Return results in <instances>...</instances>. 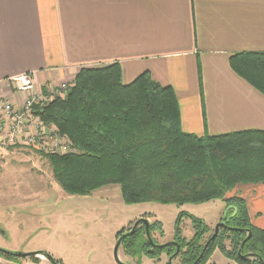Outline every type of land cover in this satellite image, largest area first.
<instances>
[{
  "label": "trees",
  "instance_id": "obj_1",
  "mask_svg": "<svg viewBox=\"0 0 264 264\" xmlns=\"http://www.w3.org/2000/svg\"><path fill=\"white\" fill-rule=\"evenodd\" d=\"M230 65L264 94V52L235 53ZM34 114L71 143L68 153L45 154L66 193L90 195L98 187L118 183L126 204L184 205L221 199L226 211L220 221L226 226L214 240L209 241L214 230L204 239L210 229L202 219L179 213L173 237L180 248L174 258L177 264L206 263L216 249L239 263L264 264V228L252 223L243 197H226L238 184H264V130L219 135L185 132L173 87L160 84L148 72L125 84L118 62L81 68L66 95L37 104ZM184 217L191 219L195 230L189 240L182 236ZM155 230L164 234L159 221L149 225L153 242L142 223L122 239L120 246L137 258L135 264L143 255L159 260L162 253L170 257L177 251L173 241L154 245L158 243ZM128 231H120L118 239ZM249 253L254 257L242 258ZM0 256L18 261L2 249Z\"/></svg>",
  "mask_w": 264,
  "mask_h": 264
},
{
  "label": "crops",
  "instance_id": "obj_2",
  "mask_svg": "<svg viewBox=\"0 0 264 264\" xmlns=\"http://www.w3.org/2000/svg\"><path fill=\"white\" fill-rule=\"evenodd\" d=\"M242 51L264 52V0H0V95L17 106L9 76L44 92L118 62L125 84L148 72L173 87L185 132L264 130V94L230 65ZM239 185L264 228V184Z\"/></svg>",
  "mask_w": 264,
  "mask_h": 264
},
{
  "label": "rangeland",
  "instance_id": "obj_3",
  "mask_svg": "<svg viewBox=\"0 0 264 264\" xmlns=\"http://www.w3.org/2000/svg\"><path fill=\"white\" fill-rule=\"evenodd\" d=\"M74 82L75 79L59 82L58 91L51 95V100L66 95ZM50 90L55 89L45 92ZM17 93L23 95V101L27 97L26 93ZM56 132L60 134L58 129ZM22 141L7 143L0 149V248L5 250L23 253L46 251L64 264H118L119 257L123 262L132 260L131 263L135 264L137 258L127 255L123 247L119 249V257L116 256L115 246L118 233L130 230L139 218L148 216L150 222L159 221L164 234L155 230L153 237L158 243H166L174 237L175 222L180 212L202 219L210 229L204 237L207 239L226 211V203L221 199L184 205L126 204L118 183L98 187L90 195H70L55 180L51 163L45 156L48 152ZM238 186L226 197H241L236 192ZM181 231L187 240L194 236L190 218H183ZM226 245L230 247L229 240ZM142 257L140 264L169 263L166 253L155 261L145 257L142 261ZM34 258L18 261L20 264H51L43 255ZM173 263L177 264L178 260L173 259ZM0 264L16 263L1 258ZM203 264L243 263L225 257L216 249Z\"/></svg>",
  "mask_w": 264,
  "mask_h": 264
},
{
  "label": "built area",
  "instance_id": "obj_4",
  "mask_svg": "<svg viewBox=\"0 0 264 264\" xmlns=\"http://www.w3.org/2000/svg\"><path fill=\"white\" fill-rule=\"evenodd\" d=\"M6 82L16 91L26 93L27 97L22 105L17 107L10 99L0 95V149L7 143L24 140L36 149L48 153L70 151L71 143L67 137L58 134L52 126L45 125L34 114L35 106L51 101V95L56 94L59 86L54 88V91H37L34 76L30 72L9 76ZM62 87H65V84Z\"/></svg>",
  "mask_w": 264,
  "mask_h": 264
},
{
  "label": "water",
  "instance_id": "obj_5",
  "mask_svg": "<svg viewBox=\"0 0 264 264\" xmlns=\"http://www.w3.org/2000/svg\"><path fill=\"white\" fill-rule=\"evenodd\" d=\"M141 223H142V224H145V226H146V230H147V235H148V237L150 238V240L153 242V240H152V238H151V235H150V232H149L150 221H149V219H147V218H145V217H141V218H139L138 220H136V221L134 222V224H133L131 230H129L128 232L124 233V234L118 239V241H117V243H116V246H115V255H116V256L118 255V252H119V248H120V244H121L122 239H123L125 236H127V235H131V234H133V233L135 232V230L137 229L138 225L141 224ZM224 226H226L225 222H223V221H219V222L215 225L214 232H213V234H212V236H211V238H210L209 241L214 240V239L216 238V236L219 234L220 229H221L222 227H224ZM250 237H251V234H249V236L243 241L242 246H243L244 243L247 241V239H249ZM208 243H209V242H207V244H206V246H205V249H206ZM167 244H168L167 242H166V243H162V244H155V243H154V245H159V246H163V245H167ZM0 249L4 250V251H6V252H11V251L5 250V249H3V248H0ZM11 253H13V254H15V255H17V256L25 257V256H30V255L41 254L42 252H41V251H34V252H24V253H23V252H11ZM178 253H179V247H177V251H176L173 255H171V256L169 257V264H174V263H173V259L175 258V256L178 255ZM240 254H241V252H240ZM46 256L51 260V262H52L53 264H57L56 261H55V259H54V257H53L51 254H46ZM241 256H242L243 259H245V258H249V257H254V254H253V253H249V254H247V255H241ZM118 257H119V255H118ZM201 257H202V254H201V256L199 257V259H200ZM119 260H120V259H118V264H126V263H123V262H121V261H119ZM198 261H199V260H197L194 264H197Z\"/></svg>",
  "mask_w": 264,
  "mask_h": 264
},
{
  "label": "flooded vegetation",
  "instance_id": "obj_6",
  "mask_svg": "<svg viewBox=\"0 0 264 264\" xmlns=\"http://www.w3.org/2000/svg\"><path fill=\"white\" fill-rule=\"evenodd\" d=\"M149 219V218H148ZM220 221V220H219ZM140 225V224H139ZM1 231V230H0ZM118 241V240H117ZM170 241H173V239L172 240H170ZM170 241H168V242H170ZM173 243H174V241H173ZM156 244H160V243H156ZM175 244V243H174ZM176 246H177V244H175ZM121 247V246H120ZM177 247H179V246H177ZM120 249V248H119ZM180 249V248H179ZM40 251V250H39ZM19 252V251H18ZM31 252H34V251H31ZM42 253L41 254H37V255H30V256H25V257H22V256H17V255H15V259H17V260H20L21 258H34V257H38L39 255H43L51 264H53L52 262H51V260L46 256V254H49L48 252H46V251H41ZM118 254H119V252H118ZM6 259L7 261H10V262H13V263H16V264H20V261H14V260H11V259H7V258H5V257H2V256H0V259Z\"/></svg>",
  "mask_w": 264,
  "mask_h": 264
}]
</instances>
